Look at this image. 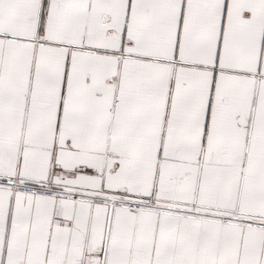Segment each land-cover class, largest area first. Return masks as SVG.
<instances>
[{
  "label": "snow or ice",
  "instance_id": "obj_1",
  "mask_svg": "<svg viewBox=\"0 0 264 264\" xmlns=\"http://www.w3.org/2000/svg\"><path fill=\"white\" fill-rule=\"evenodd\" d=\"M0 264H264V0H0Z\"/></svg>",
  "mask_w": 264,
  "mask_h": 264
}]
</instances>
